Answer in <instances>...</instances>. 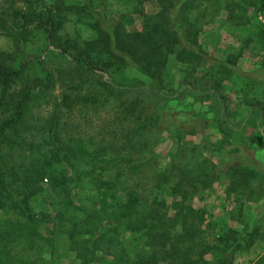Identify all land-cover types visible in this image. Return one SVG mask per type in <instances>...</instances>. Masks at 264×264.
<instances>
[{"label":"trees","instance_id":"trees-1","mask_svg":"<svg viewBox=\"0 0 264 264\" xmlns=\"http://www.w3.org/2000/svg\"><path fill=\"white\" fill-rule=\"evenodd\" d=\"M260 15L264 0H0V33L13 43L0 50V264H59L68 252L79 264H241L264 248V212L250 230L220 228L207 240L204 206L192 203L221 173L228 200L263 192L264 171L230 161L249 148L233 137L252 122L257 134L264 128V56L239 72L241 51L218 58L200 40L216 16L264 50ZM128 68L140 77L128 79ZM227 81L246 115L227 103ZM58 82L60 100L35 116ZM186 94L215 98L210 125L220 138L197 143L186 138L193 129L161 125L158 110ZM106 107L112 117L100 130L82 132L74 116L91 127L89 112ZM255 256L248 264H264V249Z\"/></svg>","mask_w":264,"mask_h":264},{"label":"rangeland","instance_id":"rangeland-1","mask_svg":"<svg viewBox=\"0 0 264 264\" xmlns=\"http://www.w3.org/2000/svg\"><path fill=\"white\" fill-rule=\"evenodd\" d=\"M151 7V5H146L148 10L151 9ZM259 18L264 23V15H260ZM138 24L139 18L136 17L134 25L138 26ZM65 31L68 33H73L76 31V27L72 22H69L66 25ZM81 33L83 35L87 34L84 31ZM248 35H252L248 29H238L235 26L233 27L229 24L224 25L223 22H221L220 17L215 16L209 21L207 25H205L204 33L201 35L200 40L202 42L203 48L209 54L218 58H224L228 53H239L241 51V55L237 62V69L239 72H249L250 70L259 66V61L262 60V56H264V50H259L258 47V49L254 47L256 44H261V41L254 35H252L254 38H251V42H249L247 45L244 44V39ZM12 44L13 43L10 39L2 36L0 33V50H7L12 46ZM124 75L128 79L140 77V75L131 68H128ZM232 86H234V84L229 81H227L223 86V91L227 94V103L234 112H243L246 115L247 111L245 110V105L243 104L242 100L244 97L241 92H239V90L234 89ZM262 86L264 88V84H262ZM256 88H258V86H256ZM64 89V84L58 82L57 85L46 94V101L41 104L39 103L38 106L33 109L34 115L46 116L52 110V104L55 101L60 100V95ZM214 107H216V100L213 96H210L207 101L200 102L195 96L186 94L182 97L168 100L165 107L159 109L158 111L160 117L162 118V126L167 125L169 121L173 127H176L181 131L193 129L196 131V133L188 134L186 138L192 139L194 142L198 143V141L202 140V135L207 136L209 134L210 140H216L217 138H220V133L214 131L213 127L210 125V122L212 121L211 109ZM181 112H183V114L177 117V114ZM112 113L113 111L109 107L103 108V110L98 113V115H93L91 112H89L88 116H91L92 119L91 127H87L85 123H83L84 118L81 119L79 116H74V118L76 119L77 117L76 122L80 123L82 132H85V134H94L96 131L100 130L103 121L107 122L112 117ZM165 116H169L170 118L165 119ZM65 118L67 119L68 117ZM251 122L252 120L250 123ZM251 125H254L253 122L247 125L248 127L246 126L247 128L245 131H242V134L233 137L232 142L235 146L244 145L246 144L245 142H247L249 148H242L243 151L238 155L239 157L233 159L230 162H239L244 163L245 165L253 164L254 168H256L257 165L261 171H264V161L258 162V160L255 158V156H257L256 154L258 152L260 153L261 151L259 148L264 147V135L257 134V129ZM250 135H252V137H249ZM161 139L163 140L158 143L156 150L160 154L159 165L161 168H163L168 157L167 152L170 146V138L168 133L164 131L161 135ZM222 145H226V143H223ZM203 152L206 156L211 157L210 152L205 150H203ZM262 156H264V154H262ZM211 158L213 160L217 159L215 156ZM248 159H251V162H248ZM219 176L220 179L218 178L217 182L214 183L213 186L200 191L196 195L197 198H195L192 202L193 206L195 207L204 206L203 208L206 213L205 216L209 220V228L207 227L205 229V238L207 240H211L213 235L218 232L220 228L225 229L234 227L239 230H250L253 220L264 212V186L261 187L263 192L259 196V200H244L242 204H237L232 199L228 200L227 198L225 193L226 185L222 182L224 181L225 177L224 173H221ZM169 202L170 201L167 203L169 204ZM230 207L232 208L231 218L229 217L231 212H228L231 209ZM259 231L260 233L264 234V223L260 225ZM126 236H128V234H126ZM59 246L62 247L63 244L60 243ZM263 249V245L261 244L254 245L249 250V252H247L243 257L239 258V262L241 264H248L250 261L255 259V255L262 252ZM60 256V260L57 262L59 264L80 263V261L75 259L73 254L70 252L60 254ZM44 257L50 258L48 260H53V257L51 258L48 254L44 255ZM91 264H100V262Z\"/></svg>","mask_w":264,"mask_h":264},{"label":"crops","instance_id":"crops-1","mask_svg":"<svg viewBox=\"0 0 264 264\" xmlns=\"http://www.w3.org/2000/svg\"><path fill=\"white\" fill-rule=\"evenodd\" d=\"M260 128H261V127H260ZM261 129H262L261 134L264 135V132H263V129H264V128H261ZM259 149H261L260 153H259V152H258V153L256 152L257 154L255 153V154L257 155V156H255V158L258 160V162H259V161H264V156H262V154H264V147H260ZM260 156H261L262 158H261ZM255 158H254V159H255ZM261 163H262V162H261Z\"/></svg>","mask_w":264,"mask_h":264}]
</instances>
